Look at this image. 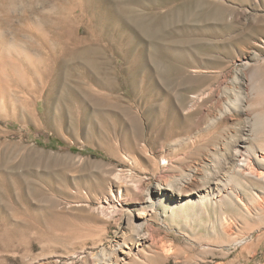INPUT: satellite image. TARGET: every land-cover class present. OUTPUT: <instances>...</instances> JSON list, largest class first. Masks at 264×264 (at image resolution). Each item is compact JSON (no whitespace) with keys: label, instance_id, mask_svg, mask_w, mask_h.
Returning a JSON list of instances; mask_svg holds the SVG:
<instances>
[{"label":"rangeland","instance_id":"374dc122","mask_svg":"<svg viewBox=\"0 0 264 264\" xmlns=\"http://www.w3.org/2000/svg\"><path fill=\"white\" fill-rule=\"evenodd\" d=\"M76 3L0 21V264H264V0Z\"/></svg>","mask_w":264,"mask_h":264},{"label":"bare ground","instance_id":"6f19581e","mask_svg":"<svg viewBox=\"0 0 264 264\" xmlns=\"http://www.w3.org/2000/svg\"><path fill=\"white\" fill-rule=\"evenodd\" d=\"M75 6L77 7L76 0H0V21L3 23L7 22L8 19L11 18V16L14 13H16V11H18L20 21L23 22V28L21 30L25 31V32L35 31L37 33V36L39 37L40 41L43 43H47V40L45 38H43V35H42L45 30L43 31L42 30L43 28L41 29L39 25L32 23L31 15L37 14L40 17L42 15V17L46 20H48V19L53 20V19H51V17L53 18V16H54V19L56 21L59 20V22L61 21V23H65V26L61 27L59 29V31H56V28H52V33L53 32L55 33V34L53 33L54 37H55V39L53 38L54 42H56L55 40H57L61 43L65 42L66 40L67 41H73L75 35H72V26H70L69 23L72 22V10H73V7H75ZM89 14L92 15V12H90ZM70 27H71V29H69ZM143 31L145 33L151 32V30L148 27L144 28ZM99 33H101V32H99ZM76 42H78V41H76ZM82 43L83 42H81V44ZM82 46H84V45H82ZM63 47H64V49L68 48V46L65 43H64ZM101 55H102L101 52L93 50V48L91 46L82 47L81 49L75 50L74 52L73 51L69 52V57L71 58V60H73V59L79 60L80 59V60H83L87 64L94 66V67H97L101 64L102 60L99 59V57H101ZM26 59H25L26 61H30V60H28V56H26ZM98 59H99V62H98ZM56 60H57V58H56ZM100 60H101V62H100ZM24 85H26V83H24ZM20 86H23V84L21 83ZM28 89H29V87H28ZM238 151H239V149H238ZM239 156H240V154H239ZM262 174H263L262 176L259 175V177L255 176L254 178H256L257 180L264 181V173H262ZM118 195H119L118 198H116L111 194L109 197L103 198L100 201H98L99 210H101V212L108 211L110 213L116 214L119 211H121L120 209H123L124 206L130 204V202H127L126 198H124L121 189H119ZM147 200H149V199H147ZM147 200L143 201L142 203H146ZM212 200H214V198L211 199L208 196H203L200 198L201 203L210 204ZM218 200H220V197L218 198ZM163 201H164L163 197H159L157 200V203L161 204ZM170 203H172V204L167 205L164 203V205H166V207H169L170 209H173L175 203L173 201H170ZM175 208H174L173 212H175V210H177ZM144 212L145 211L142 210V213L139 214V215L142 214L141 215L142 218H144V216H145ZM139 215H138V217H139ZM139 218H141V217H139ZM127 225H130L133 228V231L135 233L138 232V234H139L141 228L139 226L134 225L133 220L128 219ZM144 235H146V234H144ZM144 235H143V237H141V239L138 238L139 239L138 246L144 247L148 244V242H146V238H144Z\"/></svg>","mask_w":264,"mask_h":264}]
</instances>
